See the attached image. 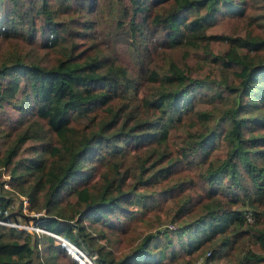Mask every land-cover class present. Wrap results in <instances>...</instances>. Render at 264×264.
I'll list each match as a JSON object with an SVG mask.
<instances>
[{
    "label": "trees",
    "instance_id": "1",
    "mask_svg": "<svg viewBox=\"0 0 264 264\" xmlns=\"http://www.w3.org/2000/svg\"><path fill=\"white\" fill-rule=\"evenodd\" d=\"M247 1L116 0L117 42L131 53L127 57L131 71L142 80L137 93L140 109L148 114L146 120L135 114L134 124L155 129H139L138 136L131 131L125 139L157 142L165 141L169 134L180 137L186 165H198L203 187L197 189L191 180H176L160 188L157 194L161 198L175 194L176 199L181 187L187 195L172 216L181 220L178 227L144 233L123 255L99 245L95 247V264H187L206 251L213 261L225 257L238 264H264V38L208 32L219 15H244ZM98 11H103L99 0H0V44L22 42L29 46L27 56L0 61V117H7L0 120V127L16 131L34 120L54 138L52 145L28 148V155H21L25 149L19 150L17 145L6 147L2 162L11 180L5 181L19 187L26 174L41 173L31 189L23 191L28 195L29 209H45L48 216L66 222L65 237L82 248L87 245L81 239L92 236L78 231V226L85 225L80 221L82 212L78 216L69 209L62 189L65 178L49 166V159L74 149V130L84 123L91 125L92 110L103 106L108 110L111 118L107 129L118 125L123 115L111 107L118 97L120 78L129 82L128 70L114 63L102 69L96 49L103 42V31L93 16ZM220 41L227 43L223 52L212 47ZM36 44L53 50L51 60L35 52ZM177 49L184 51L185 57L189 50H200L220 67L218 76L210 72L192 76L170 53ZM25 93L27 104L20 101L14 107L13 100ZM9 109L19 110L15 111L17 116L12 117ZM14 135L13 142L29 139L26 134ZM102 135L97 136V143L102 142ZM84 148L83 143L80 150ZM76 167L80 169L78 164ZM141 169L142 161L135 169L110 165L113 175L107 180V190L114 195L95 202L93 208L85 210V216L93 218L106 212L118 217L127 210L121 203L141 181ZM74 193L79 199L88 194V188L77 187ZM15 194L0 181V220H15L8 213ZM152 196L154 201L159 198ZM246 213L252 220H247ZM105 220L104 225L114 223L110 216ZM119 225L123 227L121 222ZM2 227L12 240L27 236L31 245L30 232ZM72 228L76 230L74 237ZM254 243L258 250L252 248ZM30 258L3 262L26 264Z\"/></svg>",
    "mask_w": 264,
    "mask_h": 264
},
{
    "label": "rangeland",
    "instance_id": "2",
    "mask_svg": "<svg viewBox=\"0 0 264 264\" xmlns=\"http://www.w3.org/2000/svg\"><path fill=\"white\" fill-rule=\"evenodd\" d=\"M101 4L103 11L101 13L98 11L93 16L98 19L99 26L103 31L101 39L104 43L101 42L96 49V53L101 58L102 69L114 63L117 66H125L128 70L129 82H126L122 77L120 78L121 87L118 91V97L115 98L111 107L114 112L123 111L121 121L112 129H107L106 122L111 118L108 110L104 106L92 110L89 113L93 117L91 125L87 126L84 123L74 130L72 135L74 149L68 153L50 155L49 159V166L65 178L62 189H64V199L67 201L69 209L76 212L78 216L82 212V220L80 221L85 225L78 226V231L83 236L92 237L87 240L79 235V238H82L81 241L87 245V247L82 248L65 237L69 227L66 222L56 216H48L45 209L39 212L29 209L30 201L27 193L23 191L30 190L41 173L26 174L21 179L19 187H14L5 181L11 180V177L7 166L2 162L5 156L4 149L10 144L11 146L17 145L19 150L25 149L21 155H28V148L54 143L50 131L34 120L28 121L16 131L10 130L8 127H0V150L2 151L0 155V181H4L6 189L16 192L13 196L14 206L8 211L15 220L9 222L0 220V224L15 226L32 234L31 245L26 241L27 236L12 240L3 233L5 229L0 225V264H4L3 261L6 259L25 256L32 258L26 264H80L63 245L64 239L68 240V247H73L72 250L75 253L77 246L92 262L97 257L95 247L99 245L104 246L113 254L123 255L135 246L144 233L164 229L173 230L181 223L180 219L173 217L179 202L187 199L184 189L182 187L179 189L175 199V194L171 198L168 196L161 198L157 194L160 188L165 185L170 186L176 180L181 182L191 180L197 189L203 187L199 179L198 165L195 164L193 168L186 165L185 157L182 155L183 143L180 137L169 134L165 141L158 139L157 142L149 140L135 142L131 139H125L126 136H131V131L134 136H138L139 129H147V125L134 124L133 119L135 114L140 116V120L148 119V114L141 111L137 97L142 80L131 71V65L127 59L128 56H131L128 47L124 50V46L117 42L119 32L115 20H117L119 13L116 0H99V5ZM208 32L264 38V0H248L247 11L242 16L219 15ZM226 45L225 41H220L213 43L212 47L215 51L223 52L227 48ZM28 50L29 46L22 42L14 46L0 44V61L8 62L12 58L27 56ZM35 52L38 55H43L45 60H51L54 56L53 50L43 49L39 44H36ZM170 53L181 65L185 64L192 76L200 77L209 72L213 74V77L218 76L220 67L204 57L200 50H189L186 57L185 52L178 49ZM249 54L253 53L249 51ZM29 89L32 90L30 86ZM23 95V98L13 100L12 105L14 107L20 101H26L27 104L26 93ZM9 111L12 117L17 116V112H19V110H15L17 111L15 112L14 109H9ZM5 118L7 117L3 114L0 120ZM147 130L155 131L153 127ZM13 133L17 136L26 134L29 139L24 143H18L17 140L13 142L12 140L15 138ZM99 134H103L102 142L97 143ZM83 143L85 148L80 150ZM139 161H142L144 166V169H141V181L131 193V197L121 203L127 210L120 212L118 217L116 214L108 215L106 212L103 216L96 215L93 218L91 215L85 216V210L92 205L91 208H93L95 202L109 199L114 195L107 190V180L113 175L110 165L117 163L123 169L131 165L135 169ZM76 164L79 165L81 171L77 169ZM137 170L139 171V168ZM149 177L151 178L148 179ZM130 182L133 180L131 179ZM77 187H87L88 194L78 199L74 193ZM152 195L159 196V198L154 201L156 197ZM22 202L23 206L20 207ZM109 216L114 220L113 225H104L105 218ZM119 222L123 224V227H120ZM44 224H47L48 227H45ZM70 233L72 237L76 236L75 228H72ZM254 244L251 245L252 248L258 250V244ZM233 254L236 256L237 252L234 251ZM215 261L214 264H238L233 258L221 257ZM166 263L168 262L166 261ZM81 264H86V262H81Z\"/></svg>",
    "mask_w": 264,
    "mask_h": 264
},
{
    "label": "built area",
    "instance_id": "3",
    "mask_svg": "<svg viewBox=\"0 0 264 264\" xmlns=\"http://www.w3.org/2000/svg\"><path fill=\"white\" fill-rule=\"evenodd\" d=\"M251 217L252 216H251L250 213H246L247 220H252ZM65 240L66 239L63 240V243L65 242ZM66 241H68V240H66ZM78 252H79L78 253L79 256H81L79 258V263L80 264H81V261L83 263H85V261H87V263L92 264V261L89 260L80 249L78 250ZM209 256H210V251H206L205 253H202V254L198 255L195 259L189 261L187 264H214L213 259H210ZM82 258H84L85 261Z\"/></svg>",
    "mask_w": 264,
    "mask_h": 264
},
{
    "label": "bare ground",
    "instance_id": "4",
    "mask_svg": "<svg viewBox=\"0 0 264 264\" xmlns=\"http://www.w3.org/2000/svg\"><path fill=\"white\" fill-rule=\"evenodd\" d=\"M68 244V242H66V240H65V242L63 243V245L67 248V250H68V252L71 254V255H73L74 257H76V258H80L81 256H79V252H78V248L76 247L75 249H76V253L74 252V250H72V248L73 247H68L69 245H67ZM75 247V246H74ZM85 261V260H84ZM82 262V261H81ZM86 262V261H85ZM83 263V262H82ZM92 264H94L93 262H92Z\"/></svg>",
    "mask_w": 264,
    "mask_h": 264
},
{
    "label": "water",
    "instance_id": "5",
    "mask_svg": "<svg viewBox=\"0 0 264 264\" xmlns=\"http://www.w3.org/2000/svg\"><path fill=\"white\" fill-rule=\"evenodd\" d=\"M73 244V243H72ZM76 246V245H75ZM77 247V246H76ZM78 248V247H77ZM78 249H80V248H78Z\"/></svg>",
    "mask_w": 264,
    "mask_h": 264
}]
</instances>
